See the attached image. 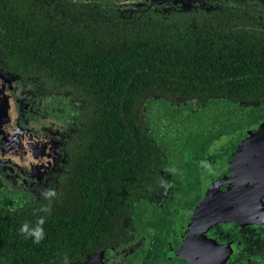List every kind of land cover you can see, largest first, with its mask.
Returning a JSON list of instances; mask_svg holds the SVG:
<instances>
[{"label": "flooded vegetation", "instance_id": "af4514ba", "mask_svg": "<svg viewBox=\"0 0 264 264\" xmlns=\"http://www.w3.org/2000/svg\"><path fill=\"white\" fill-rule=\"evenodd\" d=\"M52 1H67L81 13L102 14L129 30L149 25L156 16L188 24L183 28H207L212 33L221 29L225 42L254 46L264 58V49L258 47L264 45V0ZM0 79L16 107L12 122L16 131L9 132L5 141L0 135V208L43 200L45 189L54 192L46 199L49 204L67 210L72 207L67 206L68 191L74 187L119 189L121 194L116 203L104 202L102 212L108 207L115 213L108 235L97 244L99 249L90 250L73 264L94 254H101L104 264H264V227L230 226V221L240 218H230L229 209L223 210L229 198L239 196L230 191L238 185L205 177L199 170L209 137L228 135L264 120V99L255 98L250 105L214 98L204 102L197 98L144 99L138 107L136 134L140 132L143 141L154 145L155 169L149 172L145 148L137 154L143 167L123 173V169H106L115 163L113 159L107 163L98 152L75 150L82 144L75 137L86 133L88 121L67 94H40L32 84L22 83L3 69ZM95 128L99 131L97 122ZM165 167H174L176 173L169 175ZM161 177L174 187L165 191ZM108 241L113 244L108 246Z\"/></svg>", "mask_w": 264, "mask_h": 264}, {"label": "trees", "instance_id": "16d2710c", "mask_svg": "<svg viewBox=\"0 0 264 264\" xmlns=\"http://www.w3.org/2000/svg\"><path fill=\"white\" fill-rule=\"evenodd\" d=\"M154 18L141 30H129L102 14L81 13L67 1L0 0V69L32 84L40 94H67L78 114L85 112L86 133L75 137L82 143L75 150L98 152L107 163L114 160L107 170L125 173L143 167L137 154L147 148L151 173L155 147L136 134L138 107L144 99L214 98L248 105L255 98L264 99V58L259 49L228 44L221 29L212 33ZM241 88L247 91L238 92ZM226 89L234 91L222 92ZM68 192L69 212L46 199L15 212L0 208V264H62L65 254L73 264L99 249L115 213L108 207L102 212L103 205L118 202L119 189L74 187ZM42 206H50V211H40ZM40 217L45 220L44 239L34 244L19 234V228Z\"/></svg>", "mask_w": 264, "mask_h": 264}, {"label": "water", "instance_id": "95a60500", "mask_svg": "<svg viewBox=\"0 0 264 264\" xmlns=\"http://www.w3.org/2000/svg\"><path fill=\"white\" fill-rule=\"evenodd\" d=\"M4 83L0 79V135L3 141L9 132L16 131L12 126L16 107ZM199 170L205 177L238 185L230 191L238 192L239 196L229 198L223 208L229 209L230 218H240L239 222L230 221V226L264 227V120L228 135L217 133L211 136ZM81 264L104 263L101 254H94Z\"/></svg>", "mask_w": 264, "mask_h": 264}, {"label": "clouds", "instance_id": "9594fccd", "mask_svg": "<svg viewBox=\"0 0 264 264\" xmlns=\"http://www.w3.org/2000/svg\"><path fill=\"white\" fill-rule=\"evenodd\" d=\"M163 171L168 173L169 175H174L176 173V169L174 167H165ZM160 185L162 188L165 189V191H167V189L169 188L174 187L172 182L166 181L163 177H161ZM42 195L45 197V199H48L54 195V192L51 189H45V190H42ZM10 210L15 212L16 208L13 207ZM40 211L49 212L50 206L48 207L42 206L40 208ZM44 223H45V220L43 217H40L39 219H37L35 224H31L30 222L25 221L20 225L19 234L23 236L24 239H31L34 244H39L44 239V230H43ZM62 264H69L67 254L64 255Z\"/></svg>", "mask_w": 264, "mask_h": 264}]
</instances>
